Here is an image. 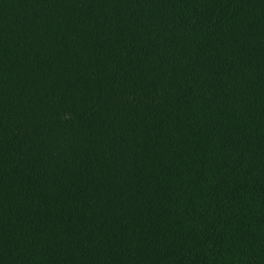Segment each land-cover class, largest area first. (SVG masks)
Segmentation results:
<instances>
[{"label": "trees", "instance_id": "16d2710c", "mask_svg": "<svg viewBox=\"0 0 264 264\" xmlns=\"http://www.w3.org/2000/svg\"><path fill=\"white\" fill-rule=\"evenodd\" d=\"M0 264H264V0H0Z\"/></svg>", "mask_w": 264, "mask_h": 264}]
</instances>
